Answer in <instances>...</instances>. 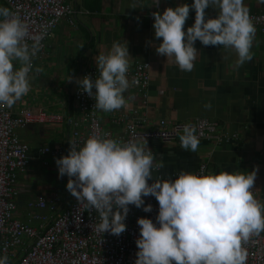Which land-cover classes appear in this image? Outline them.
<instances>
[{"label": "clouds", "instance_id": "obj_1", "mask_svg": "<svg viewBox=\"0 0 264 264\" xmlns=\"http://www.w3.org/2000/svg\"><path fill=\"white\" fill-rule=\"evenodd\" d=\"M209 7L218 10L215 18L206 19ZM190 9L195 10L194 23L184 31ZM151 15L154 38L161 41L156 53L181 71L194 69L197 40L233 52L234 70L253 59L256 28L244 0H193L190 6L166 7ZM43 36L31 35L17 13L0 7V107H13L31 90L30 73L43 71L33 65ZM130 57L126 41H113L107 53L94 58L99 75L75 80L95 99V109L110 113L128 107L124 93L131 86ZM67 80L72 82L73 77ZM181 131V148L196 152L200 143L196 127L185 124ZM68 143V154L55 159L58 178L67 176V191L86 210H95L98 234L119 236L126 231L129 205L151 212L152 206L145 205L143 197L154 196L158 201L156 224L148 218L137 219L134 264H247L244 245L264 232V203L253 194L257 169L214 175L181 171L175 179L154 180L153 171L164 164L157 162L145 139L141 144L91 135L82 145ZM0 264H9L7 255L0 257Z\"/></svg>", "mask_w": 264, "mask_h": 264}, {"label": "crops", "instance_id": "obj_2", "mask_svg": "<svg viewBox=\"0 0 264 264\" xmlns=\"http://www.w3.org/2000/svg\"><path fill=\"white\" fill-rule=\"evenodd\" d=\"M67 3L76 13L75 25L60 21L45 41L42 57L33 60L34 67L39 66L43 71L30 73L31 90L8 108L13 116L23 110L42 109L49 114L75 117L73 97L70 100L77 87L75 80L95 64L98 54L110 50L113 41H126L130 66L137 61L149 64L147 104L145 111L139 110V113L145 115L150 126L161 120L187 123L208 119L216 122L219 134L237 137L236 142L219 146L200 141L194 153L181 148L179 137L169 145L146 142L157 162L162 160L164 164L159 171H153V179L157 175L170 179L181 171L192 173L201 163H206L208 173L213 175L221 171L246 174L255 168L253 189L264 190V31L256 29L253 59L238 70L233 68L236 59L233 52L222 46H204L197 40L194 47L199 55L194 69L184 72L156 53L155 48L161 41L154 38L153 20L148 21L147 15L162 13L166 7L175 8L180 4L190 6L193 0H158L157 9L151 0H67ZM244 4L249 13H264V0H244ZM217 14L218 10L212 7L205 10L206 19ZM194 19L195 10L190 9L184 31L192 26ZM68 76H74L69 89L64 86L58 91L52 87L54 80L68 79ZM124 95L128 99L127 108L110 113L99 111L102 126L114 136L121 135L123 127L112 124L113 118L120 112L138 110L133 89L130 87ZM208 103L210 109L205 108ZM15 135L28 146V165L17 176L14 215L36 228L37 224L28 220L27 213L38 214V211L27 210L28 202L56 194L64 208L70 204L69 195L68 198L64 195L68 193V177L58 178L55 163L58 158L40 154L39 150L45 146L68 148L71 129L67 123L51 127L28 125L18 129ZM39 214L45 215V212L39 211Z\"/></svg>", "mask_w": 264, "mask_h": 264}, {"label": "built area", "instance_id": "obj_3", "mask_svg": "<svg viewBox=\"0 0 264 264\" xmlns=\"http://www.w3.org/2000/svg\"><path fill=\"white\" fill-rule=\"evenodd\" d=\"M157 9L155 0H151ZM5 7L17 13L29 27L31 35L44 34L42 47L35 59L43 55L45 41L52 35L60 21L66 20L74 27L75 11L68 5L67 0H0ZM149 13L147 20L152 21ZM255 28L264 31V13H249ZM32 43L31 40L28 41ZM149 64L137 61L130 66L128 79L134 91L138 110L128 113L120 112L112 120V124L123 127L122 134L114 136L104 129L99 119V110L95 109V99L89 97L77 85L72 97L77 115L69 118L65 115L49 114L42 109L37 112L23 110L12 115L8 107H0V257L7 255L9 264H134L135 253L138 251L135 240L139 237L137 219L144 217L156 224L159 205L154 196L143 197L145 205L152 206L151 212L129 205L126 220V231L119 236L105 232L98 234L94 225L98 223L95 210L88 211L83 204H78L70 194V204L64 208V203L55 194L50 197H37L28 202L26 209L37 213H27L29 221H35L37 227L22 222L15 217L17 196V176L22 174L28 165V146L20 142L15 132L28 125L58 126L67 123L71 129L69 141L78 145L91 135H97L128 142H146L161 145L174 143L182 134V127L191 124L196 127L199 141L214 146L236 142V135H221L217 132V124L208 119H197L192 122L172 123L158 121L150 126L145 115L148 98ZM90 75L98 76L96 64L80 74L79 78ZM138 83H132V81ZM95 92V89H93ZM68 148H48L39 150L52 158L68 154ZM156 171V170H154ZM195 174L208 175L206 163L192 171ZM177 176L170 178L175 179ZM156 179L168 180L157 175ZM149 184L152 180L148 181ZM254 190V189H253ZM255 198L264 203V190L253 192ZM66 204V203H65ZM44 211L45 215L39 214ZM35 224V225H36ZM159 225L157 224V227ZM244 247L248 251L247 264H264V232L253 236Z\"/></svg>", "mask_w": 264, "mask_h": 264}, {"label": "rangeland", "instance_id": "obj_4", "mask_svg": "<svg viewBox=\"0 0 264 264\" xmlns=\"http://www.w3.org/2000/svg\"><path fill=\"white\" fill-rule=\"evenodd\" d=\"M51 54V53H50ZM73 78H74V76H73ZM70 83L71 82H67V77L66 78H59V80L58 81H55L54 80V82H53V85H52V87L54 88V87H56L57 89H58V91H61V88H63L64 86H67L68 87V89H69V85H70ZM64 195L68 198V195H69V198H68V201L70 202V193L68 192V193H66V192H64ZM65 196H63V199H65L66 197Z\"/></svg>", "mask_w": 264, "mask_h": 264}, {"label": "trees", "instance_id": "obj_5", "mask_svg": "<svg viewBox=\"0 0 264 264\" xmlns=\"http://www.w3.org/2000/svg\"><path fill=\"white\" fill-rule=\"evenodd\" d=\"M0 7H4L2 4H0ZM70 100L72 101V96L70 97Z\"/></svg>", "mask_w": 264, "mask_h": 264}]
</instances>
